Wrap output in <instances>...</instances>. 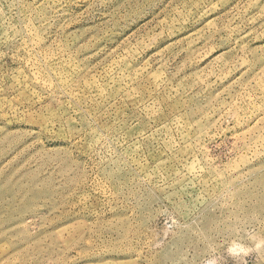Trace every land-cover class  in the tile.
I'll return each instance as SVG.
<instances>
[{
    "label": "rangeland",
    "instance_id": "374dc122",
    "mask_svg": "<svg viewBox=\"0 0 264 264\" xmlns=\"http://www.w3.org/2000/svg\"><path fill=\"white\" fill-rule=\"evenodd\" d=\"M0 264H264V0H0Z\"/></svg>",
    "mask_w": 264,
    "mask_h": 264
}]
</instances>
